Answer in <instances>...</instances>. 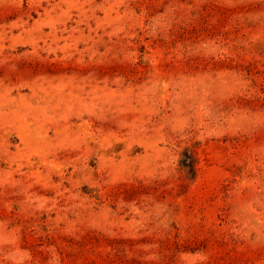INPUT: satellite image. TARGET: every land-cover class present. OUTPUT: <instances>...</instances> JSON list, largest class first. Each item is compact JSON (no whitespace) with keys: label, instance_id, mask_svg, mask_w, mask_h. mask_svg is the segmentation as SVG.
<instances>
[{"label":"rangeland","instance_id":"374dc122","mask_svg":"<svg viewBox=\"0 0 264 264\" xmlns=\"http://www.w3.org/2000/svg\"><path fill=\"white\" fill-rule=\"evenodd\" d=\"M0 264H264V0H0Z\"/></svg>","mask_w":264,"mask_h":264}]
</instances>
